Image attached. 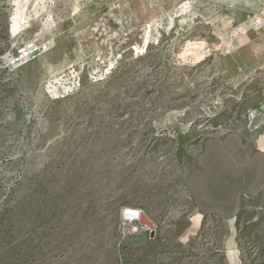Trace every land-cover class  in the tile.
I'll return each instance as SVG.
<instances>
[{
    "label": "rangeland",
    "instance_id": "obj_1",
    "mask_svg": "<svg viewBox=\"0 0 264 264\" xmlns=\"http://www.w3.org/2000/svg\"><path fill=\"white\" fill-rule=\"evenodd\" d=\"M260 13L264 0H0V264H264V69L244 46ZM29 41L44 49L8 70ZM236 133L249 174L229 166ZM216 171L222 199L198 226L187 196ZM123 207L153 220L156 251L120 242Z\"/></svg>",
    "mask_w": 264,
    "mask_h": 264
},
{
    "label": "crops",
    "instance_id": "obj_2",
    "mask_svg": "<svg viewBox=\"0 0 264 264\" xmlns=\"http://www.w3.org/2000/svg\"><path fill=\"white\" fill-rule=\"evenodd\" d=\"M257 39H250L247 40L245 42V48H246V53L249 52V56L247 57V63L249 64V61H251L254 64H260V66L262 65V69H264V25L261 28V40L260 42L256 41ZM251 49V50H250ZM258 49V50H255ZM259 49H261V55L259 52ZM251 51L253 53V55L250 56ZM253 68V67H252ZM249 78V73L246 75ZM249 82V79H248ZM242 94V92L240 93ZM246 94L249 96V89L248 91L246 90ZM253 95L256 94L252 93ZM249 109V107H248ZM257 112H262L264 111L263 105L261 106L260 111L258 109H256ZM227 142L233 143L234 146L231 149V152H229V155H233L236 157V160L234 159H230L232 160V164L229 165L230 168L233 169H237L238 170V174H242V170L245 169L246 171L248 170V174H249V146L246 145V143L248 142L247 138L244 137V135L242 133H236L235 135H229L227 136ZM249 143V142H248ZM252 157H250L251 160ZM218 171H216L215 174L211 175V174H207L206 175V180H205V184H203V188L202 191L199 192L198 194V199L200 202H194V196L192 194H188V198L190 200H192V205L194 207L195 210V216L197 217H193L191 220L195 219L197 221V225L199 226L200 223L202 222V220L204 218L210 217L213 215V213L215 211V206H213V204L211 203V201H219L222 199V197L220 196V192L222 191V189L220 188V183L222 184L223 181V175ZM247 173V172H246ZM247 175V174H246ZM210 176L212 178H210ZM212 181H214V183H212V189L210 187V184ZM217 181V184H216ZM216 184V185H214ZM249 190V189H248ZM247 190V191H248ZM249 193V191H248ZM239 197V195H238ZM238 197L236 196V199H238ZM219 208V207H218ZM147 215V214H146ZM148 218L153 222V220L148 216ZM177 220H180L178 222H182L180 217H177ZM154 224V222H153ZM175 235L174 238H178L181 239V234ZM176 238V239H177ZM130 241H128V243L132 246V247H139V246H144V247H149L151 248V250L155 249L156 245H157V239L156 237L154 239H148L146 238L145 233L140 234L138 236L133 237L132 239H129ZM127 244V243H126ZM156 251V250H154Z\"/></svg>",
    "mask_w": 264,
    "mask_h": 264
},
{
    "label": "built area",
    "instance_id": "obj_3",
    "mask_svg": "<svg viewBox=\"0 0 264 264\" xmlns=\"http://www.w3.org/2000/svg\"><path fill=\"white\" fill-rule=\"evenodd\" d=\"M264 25V13L249 15V27L258 31ZM44 49L42 44L29 41L20 46L13 54L6 57L5 66L12 71L31 62ZM78 85V82H77ZM142 210L132 207H123L120 211L119 238L120 242L132 239L143 233H149L151 228L141 223Z\"/></svg>",
    "mask_w": 264,
    "mask_h": 264
},
{
    "label": "water",
    "instance_id": "obj_4",
    "mask_svg": "<svg viewBox=\"0 0 264 264\" xmlns=\"http://www.w3.org/2000/svg\"><path fill=\"white\" fill-rule=\"evenodd\" d=\"M143 220L147 223L146 226H148L149 228H153L154 224L147 216L143 215L142 222H143ZM150 235H151V233H150Z\"/></svg>",
    "mask_w": 264,
    "mask_h": 264
},
{
    "label": "bare ground",
    "instance_id": "obj_5",
    "mask_svg": "<svg viewBox=\"0 0 264 264\" xmlns=\"http://www.w3.org/2000/svg\"><path fill=\"white\" fill-rule=\"evenodd\" d=\"M18 24H16V19L14 18L13 19V25H12V31L16 30ZM192 46H196L195 44H191V46L189 47H192Z\"/></svg>",
    "mask_w": 264,
    "mask_h": 264
}]
</instances>
